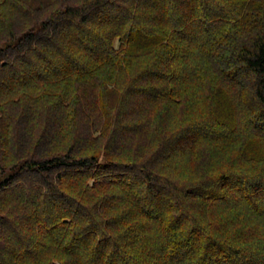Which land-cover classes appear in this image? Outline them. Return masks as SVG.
Segmentation results:
<instances>
[{"label":"trees","instance_id":"16d2710c","mask_svg":"<svg viewBox=\"0 0 264 264\" xmlns=\"http://www.w3.org/2000/svg\"><path fill=\"white\" fill-rule=\"evenodd\" d=\"M0 264H264V0H0Z\"/></svg>","mask_w":264,"mask_h":264},{"label":"rangeland","instance_id":"374dc122","mask_svg":"<svg viewBox=\"0 0 264 264\" xmlns=\"http://www.w3.org/2000/svg\"><path fill=\"white\" fill-rule=\"evenodd\" d=\"M197 102L196 103H198L199 102V100H196ZM103 162H104V160H102Z\"/></svg>","mask_w":264,"mask_h":264}]
</instances>
